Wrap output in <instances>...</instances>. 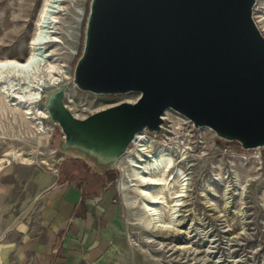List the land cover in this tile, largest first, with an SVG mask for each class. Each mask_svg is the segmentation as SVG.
I'll return each mask as SVG.
<instances>
[{
    "label": "water",
    "instance_id": "water-1",
    "mask_svg": "<svg viewBox=\"0 0 264 264\" xmlns=\"http://www.w3.org/2000/svg\"><path fill=\"white\" fill-rule=\"evenodd\" d=\"M256 0H90L70 82L82 91L136 92L86 116L43 91L61 148L112 168L134 135L157 132L171 108L242 149H264V36Z\"/></svg>",
    "mask_w": 264,
    "mask_h": 264
},
{
    "label": "rangeland",
    "instance_id": "rangeland-1",
    "mask_svg": "<svg viewBox=\"0 0 264 264\" xmlns=\"http://www.w3.org/2000/svg\"><path fill=\"white\" fill-rule=\"evenodd\" d=\"M41 2L0 0V57L26 54ZM89 2L72 0L61 4L55 25L63 42L55 56L64 63L67 72L61 81L68 82L64 102L78 117L123 100L133 101L138 96L136 92L95 94L79 90L70 82L81 53ZM258 6L264 13V3L258 1ZM52 50L53 47L49 48ZM52 88L46 87L42 93ZM37 108L46 111L42 94ZM167 110L169 120H175V112ZM1 118L0 154L15 146L31 153L33 163L14 161L0 170V244L15 240L18 229H26V224L35 222L42 194L56 182L86 184L101 176L103 179L95 188L102 187L107 180L119 188L121 172L115 166L99 168L61 148L63 133L57 123L44 118L47 130L35 134L21 119L15 122L10 114L8 119ZM150 133L155 134L152 143L155 152L167 147L176 154L180 152L174 142L181 145L186 136L179 134L174 138L165 130ZM185 141L184 145L189 146L185 161L191 164V191L177 218L183 222L178 228L185 233L152 235L145 231L136 209L126 208L119 190L117 200L124 210L126 239L135 264H264V149L245 151L235 141L218 138L207 127ZM150 237L154 242H147ZM179 245L185 247L178 248Z\"/></svg>",
    "mask_w": 264,
    "mask_h": 264
},
{
    "label": "bare ground",
    "instance_id": "bare-ground-1",
    "mask_svg": "<svg viewBox=\"0 0 264 264\" xmlns=\"http://www.w3.org/2000/svg\"><path fill=\"white\" fill-rule=\"evenodd\" d=\"M69 1L72 0H42L26 54L0 57V126L1 117L8 119L10 114L15 122L21 119L35 134L47 130L42 119L48 113L39 110L37 103L44 88L57 86L67 77L64 63L55 56L59 54L58 45L63 43L55 25L60 5ZM255 17L264 31V17ZM51 47L53 50L49 51ZM152 142V136L138 133L133 141L134 149L116 160L114 166L121 172L118 189L126 208L136 209L145 231L152 235L158 232L180 235L185 232L178 228L183 222L177 218L191 191V164L185 161L187 150L175 141L179 154L167 147L155 152L151 149ZM30 154L15 146L8 147L0 154V170L14 161L32 164ZM151 238L147 242H154Z\"/></svg>",
    "mask_w": 264,
    "mask_h": 264
},
{
    "label": "crops",
    "instance_id": "crops-1",
    "mask_svg": "<svg viewBox=\"0 0 264 264\" xmlns=\"http://www.w3.org/2000/svg\"><path fill=\"white\" fill-rule=\"evenodd\" d=\"M102 179L51 185L35 222L0 244V264H135L120 191L112 180L95 188Z\"/></svg>",
    "mask_w": 264,
    "mask_h": 264
},
{
    "label": "built area",
    "instance_id": "built-area-1",
    "mask_svg": "<svg viewBox=\"0 0 264 264\" xmlns=\"http://www.w3.org/2000/svg\"><path fill=\"white\" fill-rule=\"evenodd\" d=\"M258 1H262L264 3V0H256L255 3H254V5H253V14L252 15H253V19H254L255 22L258 19L257 17H255V16H257V13H255V11L258 12L259 15H261V16L264 17V13H262V8L260 6H258ZM256 24H257L258 28H259V25H261V24L258 25L257 22H256ZM261 28H259L260 31H261ZM261 33L264 36V31H261ZM167 111L168 110L166 109L164 111L163 115H162L163 122L160 124V130L159 131L165 130V131L169 132V134H172L174 138H178L180 136L179 134H184V135L186 134L187 137L184 136L185 138L182 141L181 145H182V147H185L186 148L185 150L189 149V146L184 145V143L186 142L185 140H187V139L189 140V138L192 137V136H194L197 131H200L203 127H207V126L195 127L193 125V123L187 117H185L183 114H181V113H179V112H177L175 110H173L175 112V120L170 121L169 118H168V116H167ZM207 128H209V127H207ZM150 132H154V131H149L147 128H143L142 130H140L139 132H137L134 135V138L132 139L131 143L127 147V149H126V151H125L124 154H126L128 152V150L129 151L131 150V146H134L133 145V141H134V139H135V137L137 136L138 133L145 134V135H148V136H152L153 142H154L155 141V138H154L155 137V134L152 135ZM154 133H156V132H154ZM151 149L153 150V145L151 146ZM253 149L255 150L257 148L243 149V150L247 151V150H253ZM229 183H230V181H229ZM204 186H206V188H209L208 184H206ZM205 191H207V190H205ZM208 192H210V191H208Z\"/></svg>",
    "mask_w": 264,
    "mask_h": 264
}]
</instances>
